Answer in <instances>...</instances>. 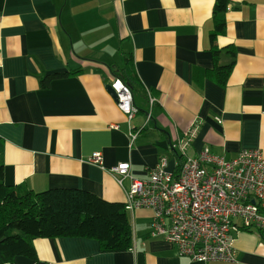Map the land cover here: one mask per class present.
<instances>
[{
	"label": "crops",
	"instance_id": "crops-1",
	"mask_svg": "<svg viewBox=\"0 0 264 264\" xmlns=\"http://www.w3.org/2000/svg\"><path fill=\"white\" fill-rule=\"evenodd\" d=\"M216 0H0V140L4 182L35 192L79 189L125 204L108 169L131 164L148 179L163 157L182 164L179 142L196 123L185 155L208 147L226 160L264 156V0H229L219 65L235 61L226 86L211 78ZM232 51L235 56L232 57ZM134 64L129 121L106 87L111 68ZM55 76L48 87L41 80ZM155 99L153 105L149 99ZM221 123H220V122ZM130 132L136 133L132 142ZM100 152L103 168L90 162ZM132 248L103 252L89 238H38L36 259L16 264H230L179 256L150 236L153 213L127 212ZM238 263L264 264V234L242 231Z\"/></svg>",
	"mask_w": 264,
	"mask_h": 264
},
{
	"label": "built area",
	"instance_id": "built-area-1",
	"mask_svg": "<svg viewBox=\"0 0 264 264\" xmlns=\"http://www.w3.org/2000/svg\"><path fill=\"white\" fill-rule=\"evenodd\" d=\"M110 85L119 109L131 121L138 112L132 90L120 80ZM149 101L153 105L155 99ZM197 131L195 123L179 142L183 160L176 170H169L163 157L145 180L135 178L127 162L108 172L121 187L130 181L127 212L152 211L151 237L162 238L191 261L235 264L236 236L242 231L264 234V156L260 149H246L226 160L206 147L196 157H188L186 149ZM136 136L130 132L132 142ZM89 160L106 170L100 152Z\"/></svg>",
	"mask_w": 264,
	"mask_h": 264
},
{
	"label": "trees",
	"instance_id": "trees-1",
	"mask_svg": "<svg viewBox=\"0 0 264 264\" xmlns=\"http://www.w3.org/2000/svg\"><path fill=\"white\" fill-rule=\"evenodd\" d=\"M229 0H216L211 35L215 68L211 78L226 86L235 61L219 65L222 50L215 41L226 32ZM232 57L235 52L232 51ZM112 82L120 80L132 90L137 82L129 59L122 68H111ZM55 76L41 80L46 88ZM134 96V93H133ZM4 143L0 140V264H16V257L36 259L34 240L38 238H89L100 242L103 252L120 253L133 245V232L125 204L112 203L87 191L55 188L35 192L4 182ZM180 159H183L180 158ZM180 164V162H179Z\"/></svg>",
	"mask_w": 264,
	"mask_h": 264
},
{
	"label": "water",
	"instance_id": "water-1",
	"mask_svg": "<svg viewBox=\"0 0 264 264\" xmlns=\"http://www.w3.org/2000/svg\"><path fill=\"white\" fill-rule=\"evenodd\" d=\"M106 89L108 90V92L110 93V95L112 96V98L117 102V94L115 93V91L112 89L111 85H108L106 87Z\"/></svg>",
	"mask_w": 264,
	"mask_h": 264
},
{
	"label": "rangeland",
	"instance_id": "rangeland-1",
	"mask_svg": "<svg viewBox=\"0 0 264 264\" xmlns=\"http://www.w3.org/2000/svg\"><path fill=\"white\" fill-rule=\"evenodd\" d=\"M180 150V149H179Z\"/></svg>",
	"mask_w": 264,
	"mask_h": 264
}]
</instances>
